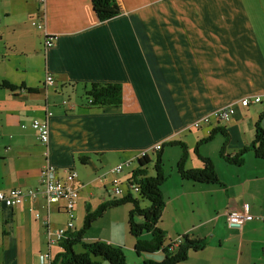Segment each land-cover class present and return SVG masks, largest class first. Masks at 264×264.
Instances as JSON below:
<instances>
[{"label": "crops", "instance_id": "1", "mask_svg": "<svg viewBox=\"0 0 264 264\" xmlns=\"http://www.w3.org/2000/svg\"><path fill=\"white\" fill-rule=\"evenodd\" d=\"M118 2L121 13L101 21L92 0H0V83L11 84L0 89V190L37 192L0 212V264H46L42 256L50 253L53 260L63 250L60 242L49 247L48 229L65 227L69 216L65 201L52 204L45 196L40 171L46 164L62 177L69 168L78 173L72 183L79 192L76 230L83 226L87 204L95 209L114 197L115 178L123 185V175L112 171L115 166L131 163L123 172L128 180L140 156H150L158 143L179 140L188 146L186 167L200 168L197 143L218 124L231 134L230 155L253 141L262 114L264 128V0ZM42 14L46 30L32 24ZM45 31L57 36L51 48L45 46ZM48 73L54 88L46 86ZM98 82L121 84L122 103L89 105L86 92ZM246 96L261 101L251 108L242 104ZM228 104L235 107L229 120L194 128ZM48 111L45 145L31 123ZM225 139L219 133L214 146H198L200 154L213 159L220 184L183 179L178 171L182 146L156 150L164 164L171 151L177 154V174L162 185L166 206L159 226L168 239L187 236L203 243L202 249L189 251L184 264H264V218L241 227L228 221V213L245 204L264 217V159L249 151L242 165L227 162L221 156ZM127 216L123 240L120 222L113 220L106 235L91 241L132 245ZM146 253L159 261L165 257L162 250Z\"/></svg>", "mask_w": 264, "mask_h": 264}, {"label": "trees", "instance_id": "2", "mask_svg": "<svg viewBox=\"0 0 264 264\" xmlns=\"http://www.w3.org/2000/svg\"><path fill=\"white\" fill-rule=\"evenodd\" d=\"M92 2L93 9L101 21L112 19L122 11L118 0H92ZM10 86L11 84L6 81L0 83V89ZM86 98L88 102L90 99L92 100V102H89V105L92 106H118L123 101V87L118 83H94L90 90L86 92ZM262 117L263 114L260 119ZM260 119L256 123L253 141L243 146L234 155L226 153L231 138L229 130L219 124L213 128L207 137L202 138L197 143L196 153L203 163V167L200 168L186 167L189 151L185 142L171 140L165 142L163 147L171 145L182 146L183 154L178 163V171L183 179L199 183L220 184L221 181L213 159L200 154L198 146L200 143L212 141L217 134L222 133L226 139L221 150V156L227 162L240 166L245 162V155L249 151H252L257 158L264 159V128ZM161 155L162 153L158 152L154 165L155 174H150L148 165L152 162V159L148 154L137 159V166L132 173L133 178L130 180L135 186L136 193L131 191L133 188L131 186L122 197L108 199L95 209H92V206L87 204L83 226L67 233L60 242L63 250L54 257L51 264H103L102 261H108L110 264H128L124 246L108 242L107 240L83 241L93 223L102 218L108 209L126 204L132 205L128 212V225L130 233L136 237V251L140 253L142 251L156 252L162 250L165 254L163 260L147 258L144 264H184L190 250L202 249L203 243L201 241L190 240L187 236H183L182 242L177 244L176 241L168 239L166 232L159 226L166 206L162 185L167 179ZM143 200H147L149 204L142 206ZM144 233H149L150 237L143 238L142 235ZM78 244H82V251L76 250V245Z\"/></svg>", "mask_w": 264, "mask_h": 264}, {"label": "built area", "instance_id": "3", "mask_svg": "<svg viewBox=\"0 0 264 264\" xmlns=\"http://www.w3.org/2000/svg\"><path fill=\"white\" fill-rule=\"evenodd\" d=\"M40 3L45 4L46 0H38ZM45 15L42 14L40 17H36L32 20V24L36 28L46 30L45 24ZM57 36L45 31V46L47 48H51L55 45ZM46 86L50 88L55 87V78L51 73L46 75L45 80ZM56 89V88H55ZM261 101V98L256 96H246L242 99V104L249 106L253 103H258ZM89 102H92L90 99ZM64 104H69L68 100H63ZM235 112L234 104H228L213 110L211 113L207 114L201 120L195 122V127H200L201 122L204 123H211L216 121L217 123L221 121L229 120ZM52 115L51 111H48V115L42 119H34L31 123L32 128H34L37 133L40 141L48 145L50 140V121L49 117ZM26 127V125H23ZM163 148V143H158L154 146V150L160 151ZM145 155V153L143 154ZM142 155V156H143ZM130 162L121 163L115 166L112 171L121 174L125 171V169L130 165ZM133 173V172H132ZM128 179V183L130 186L135 187L132 181H130L133 177ZM78 177V173L74 169H67L65 177H62L58 171V169L51 165L46 164L42 167L40 171V181L44 184L45 189L44 193L49 203H58L59 201H65V210L68 213L69 220L65 227H59L56 230L51 229L50 227V218H46L44 223L46 226H49L48 229V240H49V247L61 242L63 238L67 235L69 230H75V208L76 203L79 198L78 190L73 186L74 180ZM131 182V184H130ZM113 191L115 194H123L124 188L119 180V178H115L112 182ZM26 196L36 197L37 192L33 189L25 190L22 187L11 188L8 190H0V212L4 208H14L19 206L23 203L24 198ZM37 217H40L39 213H36ZM255 218H264L262 216H255L252 214L249 209L248 205L245 204L242 210L236 209L232 210L228 213V221L229 224L233 226L241 227L245 222L253 220ZM177 244L182 242V238H179ZM43 260L46 261V264H51L52 257L51 254L48 253L42 256ZM48 261V262H47Z\"/></svg>", "mask_w": 264, "mask_h": 264}, {"label": "rangeland", "instance_id": "4", "mask_svg": "<svg viewBox=\"0 0 264 264\" xmlns=\"http://www.w3.org/2000/svg\"><path fill=\"white\" fill-rule=\"evenodd\" d=\"M35 27V26H34ZM83 95V93L81 94ZM85 97V95H83ZM251 106V105H250ZM256 107H259L260 109V106L259 105H255ZM251 108H255L253 106H251ZM196 128V127H194ZM192 143H195V139L191 140ZM205 146H214V144L216 143H211L208 142V143H204ZM170 148V147H169ZM169 148H166V149H169ZM157 155L158 153L156 151H151L150 152V156L152 158V162L148 165L149 167V170H150V173L151 174H155V169H154V165H155V161L157 159ZM176 151H171L170 153V161L169 162H166L164 164V170H165V175L167 176V178H169V175L172 174L170 176V178H172V176H174V174H177V170H176V164L174 162V159L176 157ZM127 168H131V166L127 167ZM123 176V188L125 189V192L128 191V180H127V175H128V172L126 173H121ZM169 186L170 188L172 189L173 188V183H169ZM124 194H115L113 195L114 197H122ZM112 197V198H114ZM97 203L99 201H96ZM95 203V201H94ZM149 202L147 200H143L142 201V206H145V205H148ZM132 205L131 204H128L127 206L125 205H122V206H118V207H113L111 208L110 210L107 211V214L102 218V219H99L98 221L94 222L92 227L90 228V230L88 231V233L85 235V239L83 241L85 242H88V241H91L90 237H101V235H106L107 234V231L111 225V222L113 220H117L120 222V225H119V231H118V236L120 237L119 239L123 240V237H122V228H123V218H126L127 216V208ZM128 217V216H127ZM127 227H128V230H129V225H128V218H127ZM128 235H129V238L132 239V241L135 243L136 241V237L133 236L132 234H130V232L128 231ZM145 235H147L149 237V234L148 233H145ZM133 242H132V245L130 244V242H125V245H124V250H125V255H126V259H127V262L128 264H144L145 260L147 259V253L146 252H138L136 251L135 249V245H133ZM76 250L77 251H82L81 250V246L80 245H76ZM103 264H110V262L108 261H102Z\"/></svg>", "mask_w": 264, "mask_h": 264}]
</instances>
